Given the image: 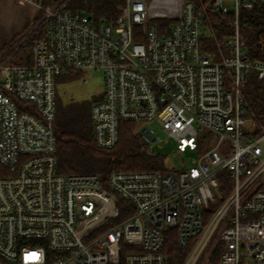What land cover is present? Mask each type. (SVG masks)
<instances>
[{"label":"built area","instance_id":"1","mask_svg":"<svg viewBox=\"0 0 264 264\" xmlns=\"http://www.w3.org/2000/svg\"><path fill=\"white\" fill-rule=\"evenodd\" d=\"M25 1L41 14L0 51V264H264V124L244 92L249 74L264 80V60L241 34L264 0H125L103 20L73 0ZM209 13L232 16L230 52ZM33 37L29 60L14 61ZM75 69L103 74L99 148L131 121L148 153L173 138L191 165L114 171L108 185L60 171L57 76Z\"/></svg>","mask_w":264,"mask_h":264},{"label":"trees","instance_id":"2","mask_svg":"<svg viewBox=\"0 0 264 264\" xmlns=\"http://www.w3.org/2000/svg\"><path fill=\"white\" fill-rule=\"evenodd\" d=\"M198 1H202L206 6L212 0ZM124 2L125 0H73L71 6L84 9L96 18L103 16L109 19L118 14L119 6ZM244 15L246 20L241 25V34L246 48L253 59L264 60V3L244 11ZM209 16L218 41L226 52H230L225 38L232 32V16L220 13H209ZM36 19L37 14L19 8L12 1L0 0V51ZM205 43L208 49H217L213 36L208 37ZM244 92L252 110L264 124V80L259 79L254 73L249 74ZM101 98L102 96L97 101ZM20 107L24 109L22 103ZM54 128L59 169L62 172L95 173L99 175L103 185H108V178L114 171L166 170L164 155L157 152L148 153L144 140L136 131V124L131 121L121 123L119 141L110 149L99 148L94 140L91 109L89 112L81 111L75 127L67 122L62 114H58V117L56 115ZM8 173V169L0 163V175ZM220 181L225 192H228L229 177L223 173ZM169 240L166 244V253L172 258L184 255L178 246L176 236Z\"/></svg>","mask_w":264,"mask_h":264},{"label":"rangeland","instance_id":"3","mask_svg":"<svg viewBox=\"0 0 264 264\" xmlns=\"http://www.w3.org/2000/svg\"><path fill=\"white\" fill-rule=\"evenodd\" d=\"M16 3L19 8L37 14L40 16L41 12L32 4L24 0H7ZM229 5L231 3L227 2ZM95 19L96 16H93ZM105 17L96 19L103 20ZM23 32V31H22ZM36 37H33L17 56L14 61H27L30 58V50ZM104 90L103 74L101 71H85V70H70L61 73L57 76L56 83V115L62 116L72 126L77 125V119L80 117L81 111L89 112L92 106L97 102V99L102 96ZM160 135L167 138L161 130ZM155 152L164 155V162L166 168L179 170L181 168L189 167L191 165V157L194 153H178L176 151V142L173 138L163 141L162 146H155ZM119 220V219H116ZM176 233H171V238H175Z\"/></svg>","mask_w":264,"mask_h":264}]
</instances>
